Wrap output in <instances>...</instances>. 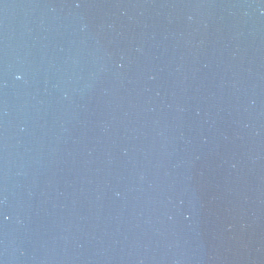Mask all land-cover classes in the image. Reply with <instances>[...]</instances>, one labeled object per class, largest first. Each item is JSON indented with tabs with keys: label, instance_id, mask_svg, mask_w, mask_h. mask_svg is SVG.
Listing matches in <instances>:
<instances>
[{
	"label": "water",
	"instance_id": "1",
	"mask_svg": "<svg viewBox=\"0 0 264 264\" xmlns=\"http://www.w3.org/2000/svg\"><path fill=\"white\" fill-rule=\"evenodd\" d=\"M0 264H264V0H0Z\"/></svg>",
	"mask_w": 264,
	"mask_h": 264
}]
</instances>
